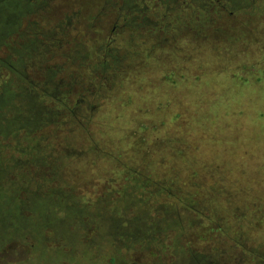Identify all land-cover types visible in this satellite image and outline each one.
<instances>
[{
	"label": "rangeland",
	"instance_id": "obj_1",
	"mask_svg": "<svg viewBox=\"0 0 264 264\" xmlns=\"http://www.w3.org/2000/svg\"><path fill=\"white\" fill-rule=\"evenodd\" d=\"M117 2L52 0L34 9L0 47V60L11 66L0 76L38 82L59 66L60 78L84 86L109 55L110 68L88 90L95 107L88 127L75 132L71 122L58 130L59 150L84 154L69 161L64 178L96 200L121 191L127 172L141 174L217 213L192 234L200 249L219 248L218 227L264 253V0L217 24L216 34L185 32L172 41L130 22L118 23L112 36ZM26 258L10 245L0 264Z\"/></svg>",
	"mask_w": 264,
	"mask_h": 264
},
{
	"label": "trees",
	"instance_id": "obj_2",
	"mask_svg": "<svg viewBox=\"0 0 264 264\" xmlns=\"http://www.w3.org/2000/svg\"><path fill=\"white\" fill-rule=\"evenodd\" d=\"M117 3V15L130 12L134 28L172 41L185 32L216 34L217 24L234 20L255 0ZM10 68L0 60V69ZM50 70L38 82L0 76V253L19 246L27 258L18 264H264L261 247L218 227L219 248L200 249L192 234L212 224L217 213L141 174L127 172L121 191L115 187L96 200L78 195L64 171L84 154L63 153L57 134L71 122L72 131L88 127L95 110L88 90L103 74L93 72L83 86L60 78L64 67ZM49 128L53 133L41 135ZM113 182L119 185L120 177Z\"/></svg>",
	"mask_w": 264,
	"mask_h": 264
},
{
	"label": "flooded vegetation",
	"instance_id": "obj_3",
	"mask_svg": "<svg viewBox=\"0 0 264 264\" xmlns=\"http://www.w3.org/2000/svg\"><path fill=\"white\" fill-rule=\"evenodd\" d=\"M50 1L52 0H0V47H6V40H8L12 36V33H14L15 31L18 32L23 27V24L26 21L29 13L33 12L34 9L41 7L43 4L45 5L49 3ZM113 8L115 10H118V4H115ZM117 10L116 17H114L115 23L111 30L112 36H116L115 33L119 28L118 23H121L123 27H125L129 22L133 23L134 21V19H131V17H129L130 12L127 11V13H129L127 17L122 14L117 15ZM36 44L40 45L41 43L36 42ZM52 45L53 44L49 45V47L46 48L51 49ZM112 45L113 43L110 42L106 44L108 52L111 51L110 48ZM60 48L61 44L58 50ZM108 57L110 56L108 55ZM108 57H104L105 63L103 64L104 66L101 72L103 75L110 68V65L107 61L108 59L110 60V58Z\"/></svg>",
	"mask_w": 264,
	"mask_h": 264
}]
</instances>
